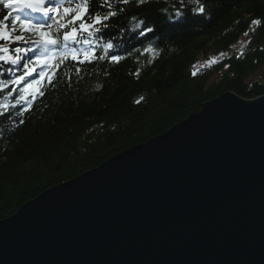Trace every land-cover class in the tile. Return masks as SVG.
I'll use <instances>...</instances> for the list:
<instances>
[{
    "label": "trees",
    "instance_id": "1",
    "mask_svg": "<svg viewBox=\"0 0 264 264\" xmlns=\"http://www.w3.org/2000/svg\"><path fill=\"white\" fill-rule=\"evenodd\" d=\"M75 1L76 9L60 12L46 32L58 42L52 70L43 81L31 75L39 88L18 103L11 71L27 70L17 44L29 33L0 0V221L166 133L205 102L229 91L244 99L264 95L254 79L264 67V0ZM70 32L76 35L66 42ZM245 36L247 44L237 46ZM221 53L228 55L202 68Z\"/></svg>",
    "mask_w": 264,
    "mask_h": 264
},
{
    "label": "water",
    "instance_id": "2",
    "mask_svg": "<svg viewBox=\"0 0 264 264\" xmlns=\"http://www.w3.org/2000/svg\"><path fill=\"white\" fill-rule=\"evenodd\" d=\"M0 264H264V95L224 93L26 202Z\"/></svg>",
    "mask_w": 264,
    "mask_h": 264
},
{
    "label": "bare ground",
    "instance_id": "3",
    "mask_svg": "<svg viewBox=\"0 0 264 264\" xmlns=\"http://www.w3.org/2000/svg\"><path fill=\"white\" fill-rule=\"evenodd\" d=\"M103 50H99L98 53H100ZM107 54L112 55V54H115V52L113 50L107 49ZM115 55H117V54H115ZM227 55H228L227 53H221V58L217 59L218 58L217 57L216 59L218 62L222 61V59ZM100 60L102 61V59H100ZM209 60H211V59H209ZM263 68L264 67H262L260 69H263ZM2 70H3V68L0 67V71H2ZM13 70L14 71H11V75L13 76V78H15L16 80L19 81V84L16 85L15 87H13V92L11 94L13 95L14 101H18V103H21V102L24 103V102L28 101L30 99V97H32V93L29 90V86L32 83H34L36 81V79L34 77H32L27 72V70H22V69H19V70L13 69ZM42 80H44V79H42ZM260 83H263V82L260 81ZM34 90L36 91V89H34ZM0 102H2V101H0ZM28 109H30V106L26 104L24 110L27 111Z\"/></svg>",
    "mask_w": 264,
    "mask_h": 264
},
{
    "label": "rangeland",
    "instance_id": "4",
    "mask_svg": "<svg viewBox=\"0 0 264 264\" xmlns=\"http://www.w3.org/2000/svg\"><path fill=\"white\" fill-rule=\"evenodd\" d=\"M49 0H36L35 1V4L33 5L37 10L39 8L41 9H44L45 11L47 10V12H44V14H48V13H51L52 12V9L54 7V5H52V7H50L49 5H46V3H48ZM41 3H43L42 6ZM247 41H248V37L245 36V37H242L238 42H237V46H245L247 44ZM211 58V57H210ZM221 56H219L217 59H220ZM216 58H211V60H207V61H203L201 64H202V68L204 67H208L209 65L211 64H214L216 63L217 61ZM200 64V65H201ZM262 68V67H261ZM260 69V68H259ZM257 70V74L254 75V79H256L257 81H261L264 83V68L263 69H260V70ZM244 99V98H243Z\"/></svg>",
    "mask_w": 264,
    "mask_h": 264
}]
</instances>
